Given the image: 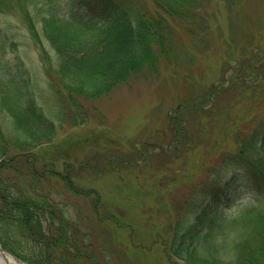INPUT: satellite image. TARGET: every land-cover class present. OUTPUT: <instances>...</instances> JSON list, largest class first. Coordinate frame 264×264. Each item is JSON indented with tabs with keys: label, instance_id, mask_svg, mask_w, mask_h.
<instances>
[{
	"label": "trees",
	"instance_id": "obj_1",
	"mask_svg": "<svg viewBox=\"0 0 264 264\" xmlns=\"http://www.w3.org/2000/svg\"><path fill=\"white\" fill-rule=\"evenodd\" d=\"M41 1L0 0V13L16 12L36 44L52 98L45 97V106L46 102L37 101L31 84L4 80L0 75V86L4 87L0 112L6 114L5 122L0 120V245L29 263L102 264L95 257L90 233L71 218L64 198L70 191L90 196L89 190L80 192L71 186L70 177L82 168L74 173L68 164L61 174L47 165L37 168L39 158L34 149L52 141L63 126L101 121V112L88 102L108 97L121 86L154 78L161 67L178 66L186 58L191 61V48L199 51L201 46L208 47L210 23H215L214 14H205L208 4L221 2L228 13L232 12L227 20L228 43L236 45L247 32L242 5L264 6V0H151L154 9L145 0H63V7L60 0H45L48 9L41 7L44 16L38 11ZM41 31L53 57L45 51ZM240 48L238 54L246 53L245 46ZM234 61L239 68L230 87L239 81L250 89L253 86L248 79L254 75L264 80V58L252 66ZM182 81L192 90L185 95L188 99L179 103L177 113L198 111L214 103V95L218 98L222 90L213 87L211 98L203 89L194 91V80L183 76ZM237 104L229 103L227 112H234ZM244 108L246 114L253 110L245 104ZM260 111L261 115L254 112L251 116H257L254 123L235 128L233 150L214 156L209 153L206 160L211 161L200 168L201 177L183 199L179 208L181 242L164 245L186 264H264V108ZM168 117L173 122L175 151L191 147L186 122L176 115ZM148 143L140 144L147 148ZM212 161L217 162L210 165ZM97 165L92 162L91 169ZM246 192L255 195L258 206L241 216L232 237L224 242H200L207 236L205 227L211 238H218V216ZM97 199L93 195V208ZM23 246L29 251L23 253Z\"/></svg>",
	"mask_w": 264,
	"mask_h": 264
},
{
	"label": "rangeland",
	"instance_id": "obj_2",
	"mask_svg": "<svg viewBox=\"0 0 264 264\" xmlns=\"http://www.w3.org/2000/svg\"><path fill=\"white\" fill-rule=\"evenodd\" d=\"M60 1L62 6L64 2ZM145 1L154 9L151 0ZM41 7L48 9L45 0L38 3L40 12ZM207 7L205 14L208 17L214 14L215 23H210L208 47L201 46L199 51L190 49L192 62L186 58L178 66L161 67L154 78L121 86L108 97L88 102V106L101 112V121L93 119L76 127L63 126L52 141L33 151L39 158L37 168L47 165L58 174L68 164L74 173L78 167L82 168L70 177L71 186L80 192L89 190L90 196L66 192L61 183L60 190L66 192L64 198L70 206L71 218L90 233L95 257L102 264H186L164 245L181 242L178 236L183 225L179 208L183 199L194 187V181L201 177L200 168L211 161L206 158L233 150L235 128L254 123L264 108L263 76H251L248 80L253 87L250 89L239 81L230 87L232 76H236L239 68L234 60L252 66L264 58V6L242 5L240 11L245 15L247 32L236 45L228 43L227 20L232 12L228 13L221 2ZM43 34L41 31L45 51L53 57L54 52ZM241 46H245L246 53L238 54ZM110 54L113 57L114 53ZM0 59L3 60L0 75L4 80L31 84L37 101L48 105L45 97L50 99L51 91L44 78L43 63L16 12L0 13ZM183 76L194 80V91L203 89L211 98L215 86L227 91L223 94L221 90L218 98L214 95V103L205 104L198 111L177 113L175 104L188 99L185 95L189 96L192 90L182 81ZM3 88L0 86V92ZM231 102L238 104L229 113L225 107ZM244 104L253 106L254 111L246 114ZM254 112L257 116L252 118ZM168 115H176L181 122H186L187 139L193 141L191 147L175 151L173 122ZM4 116L0 112V120L5 122ZM143 141L149 142L146 144L149 147H141ZM92 162H98L97 169H91ZM93 195L98 196L96 208L91 203ZM254 198L248 192L240 194L218 216L219 239L211 238L213 235L205 227L207 236L200 242L209 244L231 238L241 216L258 206ZM100 217L106 220L100 221ZM191 242L194 246V236ZM28 249L20 247L23 253Z\"/></svg>",
	"mask_w": 264,
	"mask_h": 264
},
{
	"label": "bare ground",
	"instance_id": "obj_3",
	"mask_svg": "<svg viewBox=\"0 0 264 264\" xmlns=\"http://www.w3.org/2000/svg\"><path fill=\"white\" fill-rule=\"evenodd\" d=\"M0 262L1 263H5V264H16L15 260L7 255V254H4L3 252L0 251Z\"/></svg>",
	"mask_w": 264,
	"mask_h": 264
},
{
	"label": "water",
	"instance_id": "obj_4",
	"mask_svg": "<svg viewBox=\"0 0 264 264\" xmlns=\"http://www.w3.org/2000/svg\"><path fill=\"white\" fill-rule=\"evenodd\" d=\"M0 251L3 252V253H7L8 255H10L8 252L4 251L1 247H0ZM10 256L15 260L16 264H28V263H24V262L19 261L18 259H16L12 255H10ZM0 264H3V263L0 262Z\"/></svg>",
	"mask_w": 264,
	"mask_h": 264
}]
</instances>
